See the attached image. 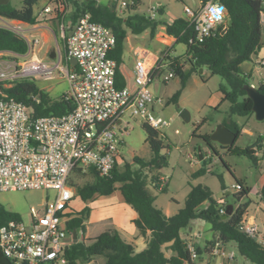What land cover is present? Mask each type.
<instances>
[{
  "label": "built area",
  "instance_id": "obj_1",
  "mask_svg": "<svg viewBox=\"0 0 264 264\" xmlns=\"http://www.w3.org/2000/svg\"><path fill=\"white\" fill-rule=\"evenodd\" d=\"M51 2L41 14H51L53 6L62 4L63 9L58 14L63 17L65 9L70 8L64 0ZM135 2L116 0L118 12L126 14ZM261 4L264 23V0ZM160 8L161 4L153 5L148 15L156 18ZM185 15L193 30L189 43H194L225 29L227 8L219 0H208L201 2L197 10L186 6ZM0 19V25L28 42V51L24 54L12 52L14 57H3L4 52L0 51V81L10 86L22 77H50L54 69H58L68 78V94L76 103L75 108L64 115L34 117L25 102L7 93L0 96V192L56 191L42 210L32 213L30 224L22 219H11L0 226V258L8 259L10 264H68L66 249L73 242L68 221L74 217L71 203L77 196L70 179L75 169L86 172L94 168L102 175L112 172L121 157L120 121L127 114L141 117L154 129L168 126L170 121L153 108L161 99L151 86L161 68L168 66L169 72L164 76V81H168L177 74L170 64L183 65L178 55L171 54V49L159 53L155 60L147 50L138 49L135 87H117V62L109 56L116 36L110 27L94 21L89 13L79 18L67 37L63 29L64 48L57 49L56 56L49 55V59L39 57L36 52L40 40L33 34L28 37L31 29L39 27L37 23ZM71 60H76V65H72ZM187 158L193 162L195 156L189 154ZM166 184L167 178L161 177L159 188L163 189ZM237 187L234 183L233 188ZM259 198L262 205V196ZM239 229L264 244V231L252 216L245 214ZM187 241L195 262L200 258L197 246L192 239ZM209 254L215 258L213 264H226L236 260L237 251L234 245L216 238L209 247Z\"/></svg>",
  "mask_w": 264,
  "mask_h": 264
},
{
  "label": "trees",
  "instance_id": "obj_2",
  "mask_svg": "<svg viewBox=\"0 0 264 264\" xmlns=\"http://www.w3.org/2000/svg\"><path fill=\"white\" fill-rule=\"evenodd\" d=\"M40 1L23 0L19 8L13 7L9 2L0 4V17L36 24L38 15L35 7ZM64 1L71 8L68 15L66 13L63 17H59L63 24L66 21L69 22V25L64 28L65 37L85 13H89L94 21L101 22L113 30L116 44L109 56L117 62L116 86H126V80L119 67L123 63L128 31L141 34L149 29L151 37H154L162 21L146 13H138L137 9L141 0H136L135 4L128 8L130 13L124 15L118 12L116 0L108 5H103L98 0ZM206 1L208 0H200V2ZM219 1L227 8L225 29L207 37L204 41L189 43L193 30L186 16L175 18L171 23L164 24L166 32L175 36L177 43L186 45V51L181 57L187 60L188 69H184L183 66L177 67L174 63L170 64L175 67L177 75L181 77L182 89L190 76L204 67H207L212 75L221 76L225 81L220 85V91L223 93L222 103L229 102V116L223 124L236 132L239 138L243 128L234 116L255 114L253 99L246 89L252 83L241 69V65L245 61L252 60L253 56L263 47L264 23L261 21L260 14L263 8L261 0ZM160 13H163V10ZM54 31L58 33L55 27ZM62 40L65 43V38ZM0 51L24 54L28 51V42L15 31L0 25ZM64 54L66 56L65 50ZM5 84H7L6 81H0V96L2 93H7L25 102L34 117L64 115L72 111L76 105L74 98L68 92L53 98L37 85L36 78L33 77L16 79L10 86H5ZM182 89L174 94L172 101L179 100ZM258 89L264 93V82L258 86ZM143 128L147 134L146 141L152 151L149 159L135 156L134 164L126 162L123 166H119L117 163L109 175H102L94 168H89L86 172H83L81 168H76L74 175L76 177L86 176L87 179L83 181L70 179V184L74 186L76 195L83 201H88L96 195H110L118 189L117 184H121L119 189L126 202L138 213L134 223L140 235L148 236L149 234L146 248L138 251L136 245L126 240L115 227L106 229L90 239V242L80 239V233L86 230L84 222L89 213V207L86 206L80 212L74 213V217L68 221V227L72 232L78 230V240L73 241L66 249L68 264H85L96 257H104L102 264H185L187 261L194 263L191 259L188 241L182 237V230L186 229L194 219H202L210 223L215 233L214 239L209 241L210 245L216 238H220L234 245L239 254L254 264H264V244L239 229V223L252 203L251 187L242 179L237 178L235 184L238 187L233 189L236 202L228 203L224 200H217L207 185L192 186L185 206L176 213L168 215L162 207L156 204L157 195L150 188L149 180L150 175L151 181L158 183L159 188L161 177L156 174V171L168 163V156L161 153L166 147L164 138L159 129L152 128L146 122H143ZM198 136L204 139L213 152L218 153L210 134ZM263 140L264 135H261L255 145L241 152H235L247 154L256 161V149L261 146ZM220 145L229 148V145ZM203 157L204 164L192 174L193 177L204 175L209 170L206 167L204 154ZM219 177L223 189L226 190L223 176L219 175ZM257 193L262 196L264 211V184ZM229 204L235 205V209L232 214L224 218ZM11 219H21V216L0 204V226ZM197 251L201 257L208 252V249L197 247ZM0 263L10 264L6 258H0Z\"/></svg>",
  "mask_w": 264,
  "mask_h": 264
},
{
  "label": "rangeland",
  "instance_id": "obj_3",
  "mask_svg": "<svg viewBox=\"0 0 264 264\" xmlns=\"http://www.w3.org/2000/svg\"><path fill=\"white\" fill-rule=\"evenodd\" d=\"M45 0H41L36 9H38ZM51 2V0H49ZM86 0H80L83 2ZM114 0H101V4L108 5ZM10 5L19 8L23 4V0H9ZM52 3V2H51ZM162 3L165 7V13L162 15V20L169 21L172 18L180 17L185 14V7L189 6L195 10L201 6L200 0H141L137 9L138 13L149 14V9L155 5ZM70 9L67 11L69 14ZM127 14L130 11H126ZM132 13V12H131ZM53 28L58 30V33L50 31L51 40L45 42L46 39L41 32L34 29L30 30L28 37H37L40 40L36 46V52L39 57L49 59V54L53 50L64 48L63 29L69 25L66 21L64 24L60 18H56L50 23ZM33 34V35H32ZM150 34L135 35L130 32L129 39L126 40V49L131 50V47L150 46ZM44 47V49H42ZM186 45L184 43L176 44V53H185ZM49 53V54H48ZM179 54V61L184 69H188V62ZM3 57H14L12 52H4ZM264 34L263 47L253 56L252 60L245 61L241 65V69L248 75V80L255 86H259L264 82ZM169 72L168 66L161 68L158 71L154 82L152 83L153 93L161 99L156 105L157 112L166 120L170 121L168 126L159 128L161 131L166 147L162 150V154L168 156V163L160 169H157L156 174L159 177H166L167 184L163 190L158 188V183L151 181L149 175L150 188L156 193V204L165 210L176 213L180 208L185 206L187 195L192 186L204 184L211 188L214 197L223 195V200L228 203H235L233 185L236 179H242L250 187H254L260 178V172H264V155L260 156V163L247 154H240L247 147L257 143L259 137L264 135V119L258 120L255 114L249 116H234L241 127L248 128L253 131L250 134L243 131L236 141L229 145V148L222 147L217 141L213 142L218 153L206 144L204 139L198 135L212 134L219 124L223 123L228 118L229 102H224L219 105L218 96L220 95V85L225 81L219 75H212L211 71L204 67L203 71L193 73L187 80L185 87L182 89L181 77L175 75L168 81H164L165 73ZM37 85L48 92L53 98H57L65 92H70V84L66 76L61 75L58 69H54L53 75L50 77L36 78ZM182 89L181 95L177 102L172 101L174 94ZM183 110H188L191 114L189 121H186L181 113ZM135 127L131 130V134L126 138L125 143L121 148V153L125 157L126 162L131 161L135 156L149 159L152 156L151 148L146 141L147 134L142 127V119H133ZM177 129L179 131H177ZM196 132V135H194ZM199 148L205 156L206 167L208 171L199 177H193L192 174L201 168L204 164L198 156ZM132 154H135L133 157ZM195 156L193 162L188 159V155ZM204 159V158H203ZM219 175L223 176V180L227 189H223L222 181ZM75 181H83L86 178L76 177L74 174L71 177ZM231 193L227 194L226 192ZM56 191L53 189H27V190H9L0 192V204L7 209L17 212L21 219L30 224L32 222V213L40 211L44 207L48 199L55 196ZM252 203L249 205V215H255V221L259 224L260 229L264 231V214L259 208L260 198L255 190H252ZM82 203L76 200L73 203L74 210L79 208ZM235 209V205H234ZM196 231L201 234L199 241L204 248L205 240L213 238L214 231L211 229L210 223L202 219H194L190 222L189 228L183 230L184 236L190 232ZM91 234H95L92 230ZM80 239L85 242H90L92 237H86V233L80 235ZM74 238V237H73ZM73 241V239H72ZM206 246L210 247L209 242ZM237 251V248H236ZM204 259H198L196 264H205L209 260L207 253L203 254ZM213 261L215 258L211 257ZM238 264H254L237 251L236 257ZM104 257H96L91 262L85 264H102ZM84 264V263H83ZM227 264V263H226Z\"/></svg>",
  "mask_w": 264,
  "mask_h": 264
},
{
  "label": "crops",
  "instance_id": "obj_4",
  "mask_svg": "<svg viewBox=\"0 0 264 264\" xmlns=\"http://www.w3.org/2000/svg\"><path fill=\"white\" fill-rule=\"evenodd\" d=\"M98 1L101 3V0H98ZM48 4H50V1L45 0L38 9H36V7H35L36 13L38 15L37 16V20H38L37 25L39 27H34L35 29L33 28L37 32L42 33V35L46 39L45 42H49L51 40L50 31H53V33L55 32L53 26H51L50 23L53 22V20H55L56 18L61 17L58 13H59V11H61L63 9L62 4H57V5L53 6L55 8L51 14H48V15L41 14V11L43 10V8L45 6H47ZM160 4H161L160 11L163 10V13L159 12V15L156 18L161 20L162 24L159 25V28H158L156 35L154 37H151L152 41H151L150 46H140V45L134 46L133 45L131 47V50L128 51L126 49V41H125L123 63L121 64L119 69H120L121 73L123 74V76L126 80V86H130L132 88L135 87V81H134L135 79L134 78H135V65H136V60H137L136 51L138 49L147 50L150 53L151 59H154V60H155V56H157L159 53H161L163 51L170 50V49H171V54L174 56L179 55V54H183V53L177 54L178 52L176 53L177 39L175 36L169 35L166 32V26L164 24V23H171L175 18H178V17L172 18L169 21L162 20V15L165 13V7L162 3H160ZM69 9H71V8L65 9L66 10L65 14L67 13V11ZM183 16L185 17L186 15L184 14ZM1 22H2V19H0V24H1ZM130 32L131 31H128V36H127L126 40L129 39ZM142 34L148 35V34H150V30L147 29L143 33L135 34V35H142ZM150 36H151V34H150ZM42 49H44V47ZM256 87L258 88V86H256ZM222 99H223V93L220 91V95L218 96L219 105L222 104ZM157 104L158 103H156L153 107L155 110H156L155 107ZM156 112H157V110H156ZM133 119H142V118L139 116H133V115L127 114L120 121V129L122 131V138H123L122 146L125 143L126 138L131 134V130L135 127V123H134ZM142 122H144L143 119H142ZM142 127H143V124H142ZM243 131L244 132L247 131L250 134H253V131L249 130L248 128H244L242 130V132ZM256 151L257 152L255 154V157H256V159H258V163H260V156L264 155V140L261 143V146L258 149H256ZM134 155L135 154H132L131 157H133ZM126 160L127 159H125V157L121 153V157L118 159V165L123 166L126 163ZM261 160H262V162H264V157ZM127 162L134 164L133 159H131V161H127ZM263 184H264V172H260V178H259L258 182H256V185H254L253 188L251 187V189L255 190L256 192H259L261 187L263 186ZM117 186H118V189L115 190L110 195H96L93 198L89 199L88 201H83L79 196H76V198L72 201L71 208L73 209V213H75V214L77 212H80L84 207H86V206L89 207V213H88L87 219L84 222L85 226H86V230H85V232H81L80 235H82L83 233H86V237L94 238L97 235H99L101 232L105 231L106 229H108L110 227H115L121 232L122 236L126 240L133 242L136 245L137 250L141 251L144 248H146V246H147V240H148L149 234H148V236L140 235L139 230L134 223V219L138 216V213L130 204H128L126 202L121 190L119 189L121 184H117ZM216 199L223 201V195L216 197ZM76 200H79L82 203V205H80L79 208L74 210L73 203H75ZM258 206H259L260 210L263 211V204L262 205L259 204ZM248 210H249V207L247 209V214L249 215ZM164 211L168 215L173 214L169 210L164 209ZM263 214H264V211H263ZM252 218L255 219V215H253ZM189 226L187 228H189ZM187 228L183 229V230H187ZM92 230L95 231L94 235L91 234ZM187 233H188L187 236H184L182 234V237L184 239H186V240L192 239L197 247H202L201 243L196 240V239H199V237H201V234L197 233L196 231L193 232L192 228H190V232L188 231ZM80 237H82V236H80ZM214 237H215V233H214L212 239L205 240V244H204L203 249H205L207 247L208 252H205V253H207L209 255V260H207V262L205 264H208L209 262H214L210 256V254H209V246H206V243L209 241H212L214 239ZM199 259L200 260L204 259L203 255ZM197 261L198 260H196L193 264H196ZM227 264H238V261L236 259L234 262H230Z\"/></svg>",
  "mask_w": 264,
  "mask_h": 264
},
{
  "label": "water",
  "instance_id": "obj_5",
  "mask_svg": "<svg viewBox=\"0 0 264 264\" xmlns=\"http://www.w3.org/2000/svg\"><path fill=\"white\" fill-rule=\"evenodd\" d=\"M9 0H0V4H6ZM56 56V51L53 50L50 54L51 58H54ZM70 63L72 65H76V60H71ZM203 71V68L201 69ZM249 96L253 99V110L255 112L256 118L258 120L264 119V93L261 92L257 87L253 85H249L246 87ZM181 116L186 120L189 121L191 118V114L188 110H183L181 113ZM237 134L232 129H230L227 125L221 123L218 125L215 131L211 134V139L214 141L219 142L222 145H230L234 143L237 139ZM199 158L203 160V154L201 153V150L199 148ZM230 193V191H228ZM234 210V205L229 204L228 208L225 212L224 218H226L228 215L232 214ZM73 241L78 240V230L73 232Z\"/></svg>",
  "mask_w": 264,
  "mask_h": 264
}]
</instances>
